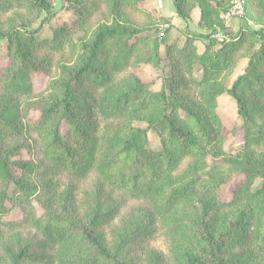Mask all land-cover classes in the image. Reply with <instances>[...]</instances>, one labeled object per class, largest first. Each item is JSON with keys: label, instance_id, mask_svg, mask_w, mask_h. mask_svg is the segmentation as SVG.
Returning <instances> with one entry per match:
<instances>
[{"label": "trees", "instance_id": "trees-1", "mask_svg": "<svg viewBox=\"0 0 264 264\" xmlns=\"http://www.w3.org/2000/svg\"><path fill=\"white\" fill-rule=\"evenodd\" d=\"M61 1L71 18L40 35L54 1L0 0V264H264V0L254 18L245 2L258 27L227 29L201 52L200 32L166 39L167 17L144 0ZM211 1L173 3L184 19L197 5L211 27L225 0ZM162 43L167 73L153 90L136 68H159ZM239 56L244 70L226 86ZM223 92L238 126L215 110ZM129 199L139 203L123 212Z\"/></svg>", "mask_w": 264, "mask_h": 264}, {"label": "rangeland", "instance_id": "rangeland-1", "mask_svg": "<svg viewBox=\"0 0 264 264\" xmlns=\"http://www.w3.org/2000/svg\"><path fill=\"white\" fill-rule=\"evenodd\" d=\"M53 1L54 17L49 23H46L43 26V28L40 30V35H49L51 29L56 25L57 22L61 21L62 19L69 20L71 18V14L63 7L61 0H52V2ZM245 2L246 0H225L224 8L219 9L217 13L220 22L214 23L211 27H206L205 25L198 23L200 11L197 5L188 10L187 19H184L176 13L173 0H144V4L148 8L152 9L154 13L162 14L167 17V20L164 22H160L159 26L160 31H163V28L168 26L166 39H176L179 42H183L184 37L186 35L185 30L200 32L202 36L199 38H194L195 45L199 52L203 50V43L206 40L214 38L216 44L223 40H228V36L225 33V30L227 29L228 31L235 33L239 26H242L246 23L254 28L259 26L258 23H256L252 18H248V15L245 10ZM250 2L251 4L249 2L247 4L248 7L250 6L249 9H247L249 10V16L253 18L255 16L260 17L261 15L257 13V10L252 7L254 1L251 0ZM236 13H240V15H236ZM226 14L227 16H229L228 18L224 17ZM37 22H39V20L33 23L31 27L36 26ZM159 34L162 33L160 32ZM205 34H207V36H205ZM159 49L162 56V61L160 62L159 68L152 67L150 64L147 63H140L136 68V72L141 77V79L151 82L150 88L153 90L159 89L161 81L160 74L163 71L167 73V67H165L163 63L167 60L165 57V44H160ZM56 57L57 55L55 54L54 58ZM7 62V41L4 38H0V66L5 65ZM245 64L246 58L244 56H239L232 68L231 74L227 77L225 81L226 86H228L235 77H237L243 72ZM199 73V67L196 65L194 67V74L199 75ZM44 81L45 76L42 73L32 75V83L36 94L41 92L42 83ZM32 95L34 96V94ZM215 110L225 120L228 126H238L241 123V117L236 110L235 100L229 94L223 92L217 95ZM31 114L33 117H35L37 115V111H32ZM256 121L258 124L262 123L264 125V107L259 110L256 116ZM134 124L142 126L145 125L143 122L138 121H135ZM20 133H22L23 136H26L27 134L26 131H20ZM239 134L240 133H238L235 137L232 138L233 142L227 143V146L231 150V152H235L239 148ZM148 138L152 146H157V136L152 130L148 132ZM32 145L33 143L29 141L28 146L25 145L21 149L20 155L23 158L28 159L33 156ZM91 177L92 176L85 179L86 182L79 183L80 187L86 186L87 183L90 181ZM258 182L259 178L256 179V183ZM232 186V182L223 183L219 189L220 195L223 197L230 196L232 192ZM138 203V201L129 199L128 203L124 207H122L121 210L124 212L131 206L138 205ZM18 214V210H13L8 215V217H17ZM149 243L154 247L163 249V244L160 237H155L151 239Z\"/></svg>", "mask_w": 264, "mask_h": 264}, {"label": "built area", "instance_id": "built-area-1", "mask_svg": "<svg viewBox=\"0 0 264 264\" xmlns=\"http://www.w3.org/2000/svg\"><path fill=\"white\" fill-rule=\"evenodd\" d=\"M236 15H240V13H236ZM224 16V15H223ZM225 18H228L227 14L224 16Z\"/></svg>", "mask_w": 264, "mask_h": 264}]
</instances>
